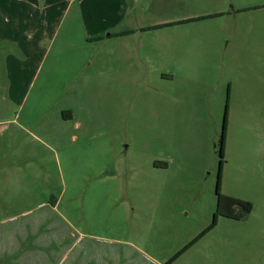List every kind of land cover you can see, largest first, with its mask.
<instances>
[{"label":"rangeland","instance_id":"374dc122","mask_svg":"<svg viewBox=\"0 0 264 264\" xmlns=\"http://www.w3.org/2000/svg\"><path fill=\"white\" fill-rule=\"evenodd\" d=\"M89 1L20 62L19 99L0 39V264H167L211 224L225 112L220 193L252 211L169 264H264V0H129L100 36ZM139 23L171 25L110 36Z\"/></svg>","mask_w":264,"mask_h":264},{"label":"crops","instance_id":"0c3cea01","mask_svg":"<svg viewBox=\"0 0 264 264\" xmlns=\"http://www.w3.org/2000/svg\"><path fill=\"white\" fill-rule=\"evenodd\" d=\"M67 1L0 0V39H8L12 43L10 48L14 50L12 53L5 54V65L3 69V87H5L9 99H19L17 96L19 94V90H17L20 83L19 79L22 78L21 72L23 69L25 70L27 68L24 65H20V62L24 60V57L28 61L30 58L37 56L42 39L54 36V29L64 16L66 9L65 3ZM128 1L116 0V4H120L121 7L120 18L112 19V0H90L88 5L91 11L89 8L88 12L91 18L87 20V24L89 26L90 24L93 25L91 33L100 36V34L107 30L112 31L117 26L121 27L122 24L120 23L124 21V4ZM95 20L99 21V23H96ZM158 25L160 24L149 23L145 25L139 23L138 27H123L119 32H112L110 36L115 33L120 35L121 38H130L136 33L154 31L151 28ZM143 43L140 42L139 46L145 48V43ZM143 52L141 53L143 54ZM16 54H18V59L15 58ZM2 66L0 64V68H3Z\"/></svg>","mask_w":264,"mask_h":264},{"label":"trees","instance_id":"16d2710c","mask_svg":"<svg viewBox=\"0 0 264 264\" xmlns=\"http://www.w3.org/2000/svg\"><path fill=\"white\" fill-rule=\"evenodd\" d=\"M188 21H182V22H176V23H184L189 22ZM171 24H165V25H158L156 27H152L151 29H155L158 27H167ZM120 36V35H118ZM99 38H96L95 40H98ZM225 119H226V112L224 114V123L222 126V132L220 137V143H219V154L221 157V160L223 158V149H224V143H225ZM219 161V171H218V177L216 181V190H215V196H216V209L212 214V221L208 228L203 229L199 235L194 238L191 242H189L187 245H185L173 258H171L167 264L175 261L183 252H185L186 249L194 245L201 237H203L206 233H208L212 228H214L217 224L218 217H225L226 219H233V220H243L247 217L249 212L252 211V204L249 201L242 200L240 198L225 196V194L220 193V177H221V164L222 161ZM156 165V164H155ZM163 167H166L164 163L160 164Z\"/></svg>","mask_w":264,"mask_h":264}]
</instances>
